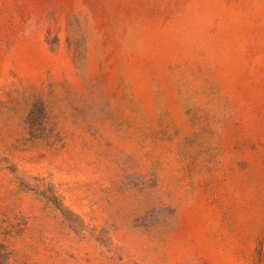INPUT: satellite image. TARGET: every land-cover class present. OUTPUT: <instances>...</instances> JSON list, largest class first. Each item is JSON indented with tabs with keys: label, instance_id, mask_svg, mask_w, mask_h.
<instances>
[{
	"label": "rangeland",
	"instance_id": "rangeland-1",
	"mask_svg": "<svg viewBox=\"0 0 264 264\" xmlns=\"http://www.w3.org/2000/svg\"><path fill=\"white\" fill-rule=\"evenodd\" d=\"M0 264H264V0H0Z\"/></svg>",
	"mask_w": 264,
	"mask_h": 264
}]
</instances>
